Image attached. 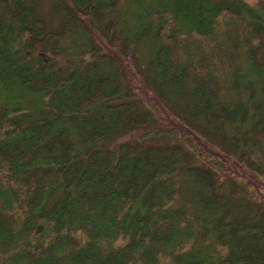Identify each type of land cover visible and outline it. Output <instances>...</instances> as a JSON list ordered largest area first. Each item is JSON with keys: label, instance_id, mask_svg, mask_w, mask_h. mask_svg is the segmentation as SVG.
Returning a JSON list of instances; mask_svg holds the SVG:
<instances>
[{"label": "trees", "instance_id": "obj_1", "mask_svg": "<svg viewBox=\"0 0 264 264\" xmlns=\"http://www.w3.org/2000/svg\"><path fill=\"white\" fill-rule=\"evenodd\" d=\"M57 1L0 0V264H264V0Z\"/></svg>", "mask_w": 264, "mask_h": 264}, {"label": "rangeland", "instance_id": "obj_2", "mask_svg": "<svg viewBox=\"0 0 264 264\" xmlns=\"http://www.w3.org/2000/svg\"><path fill=\"white\" fill-rule=\"evenodd\" d=\"M35 1V11L42 17L45 21L48 29H55L60 26L63 18V10L58 4L57 0H34ZM65 5L70 6L75 9L73 0H62ZM36 14V15H37ZM256 58L258 61L264 60V48L257 52ZM263 91V90H262ZM146 108H150L148 104H145ZM258 140L261 142L262 147L264 148V131L257 136ZM128 136H119L115 137L109 142H106V145H114L115 143L129 140ZM260 179H264L260 177Z\"/></svg>", "mask_w": 264, "mask_h": 264}]
</instances>
